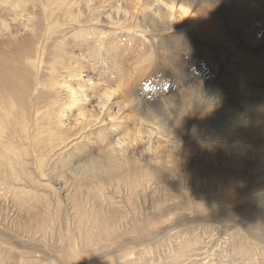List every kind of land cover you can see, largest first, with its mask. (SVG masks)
Here are the masks:
<instances>
[{
    "label": "bare ground",
    "instance_id": "bare-ground-1",
    "mask_svg": "<svg viewBox=\"0 0 264 264\" xmlns=\"http://www.w3.org/2000/svg\"><path fill=\"white\" fill-rule=\"evenodd\" d=\"M57 1L0 0V211L26 210L29 223L20 225L26 232L22 247H37L45 253L48 237L55 236L58 244L53 252L60 263L87 264L94 258L82 250L88 236L81 233L80 245L78 228L69 229L84 221L85 215L79 212L109 214L100 217L103 220L96 228L108 222L110 232H100L88 244L94 251L105 243L114 247L123 237L122 224H136L134 214L124 209L125 192L136 196L143 192L144 197L149 189L153 192L155 180L140 179L155 171L153 166L174 175L176 168L166 169L164 164H174L175 156L188 150L190 140L222 150L232 160H264V105L253 98L249 103L235 100L225 91L242 82L248 91L264 97V0H94L101 7H92L91 0H81L82 5ZM231 1L237 3L228 5ZM229 7L234 11L229 13L234 15L230 16L231 31L220 17ZM64 11L68 19L61 21ZM120 31L126 34L122 39L117 37ZM215 41L228 46L220 47ZM213 48L223 49L230 60L216 65L215 54L210 53ZM82 62L98 66L101 79L92 68L84 71ZM132 72L137 75V89L130 85ZM157 72L164 75L159 92L144 91L146 73ZM127 76L129 82L124 86ZM124 113L126 117L137 115L135 128L123 123ZM150 125L157 132L143 127ZM95 133L99 138L93 142ZM124 166L132 170L120 174L127 176L125 182L116 183L111 176ZM44 177L48 182L41 187L48 190L35 188L37 179ZM169 178L160 179L168 183ZM71 180L77 191L73 195ZM226 180L228 204H241L235 176L230 174ZM255 181L263 185L256 190L262 197L250 198V194L241 206L234 205L250 232L264 231V173L256 175ZM80 190H101L105 192L102 196L108 193L110 204L105 198L108 206L89 208L95 203ZM154 195L150 199L154 210L166 215L160 200L167 198ZM191 202L187 210L198 212L201 206ZM201 221L208 223L202 239L192 232L177 249L174 245L167 251L168 261L150 258L149 263L261 264L259 257L264 254L250 238L233 231L213 235L209 228L215 220ZM139 227L134 231L141 237L136 236L135 242L127 239L138 246L150 240ZM10 237L13 242L19 239L17 234ZM4 242L13 244L2 240L0 245ZM127 259L133 256L127 254Z\"/></svg>",
    "mask_w": 264,
    "mask_h": 264
},
{
    "label": "rangeland",
    "instance_id": "rangeland-1",
    "mask_svg": "<svg viewBox=\"0 0 264 264\" xmlns=\"http://www.w3.org/2000/svg\"><path fill=\"white\" fill-rule=\"evenodd\" d=\"M62 1L64 2V0H58L57 3L59 4ZM69 1H71V0H69ZM73 1H74L73 5H82L81 0H72V2ZM91 1H94V0H91ZM242 1L243 0H241V3H242ZM231 3H237V2H235V1L227 2L228 5H230ZM252 3L257 4L259 2L255 1ZM101 6H103L101 2L96 3L95 1L92 5V7H101ZM82 9H83V7L81 8V10ZM229 10L230 11L227 13L221 12L222 14L220 17L224 19V25L226 26V28L231 31L233 29V27L230 25L232 23L231 17H233L234 15L231 16L229 13L233 14L234 11L232 9H230V7H229ZM65 19H68V17L65 15V11H64L63 15L60 16V20L63 21ZM120 32H122V31H120ZM124 36H126L125 32L117 34V37L121 38V39ZM171 41H172V43L175 42L173 40H171ZM214 43H215V45L220 44V47L228 46V44H223V43H219L216 41ZM148 44L150 45V47H152L153 41L150 40ZM139 45H146V43L140 42ZM216 47L218 48V46H216ZM158 49H159L158 51H160V53H161L162 49L159 46H158ZM216 50H217L216 48H213L212 51L210 52L211 56H212V53L215 54L214 55L215 56V64H216V62H218V64H219V63L224 62L226 60L227 61L230 60V57H231L230 54L228 55L221 48L218 49L217 51ZM219 50H222V51H219ZM77 53H81V52L77 51ZM224 54H227V58H222ZM140 55H141V52H140ZM84 58H85V61L88 62L87 60H89V59L86 56H84ZM74 60L75 59H72V61H74ZM86 62H82V66L84 67V71L92 68L97 75V79L100 80L101 76H102V70L98 66L89 67ZM186 64L188 65L187 62H186ZM191 68L194 70L196 67L191 66ZM207 69L209 71H213L214 68H207ZM192 74H193V71H192ZM128 76L125 79H123V80H125V82L123 84L124 86H126L129 82ZM135 77H137V75L134 72H132V76L130 77V80L132 83L130 85H131V88L137 89V87H140V86H138V80H136ZM145 77H146L147 82H146V84L143 85V90L144 91L159 92L158 89L163 85L162 81H163L164 75H162L160 72H157L155 74H147L146 73ZM169 79H171V78L169 77ZM169 79H168L167 83H168V85H171L172 81ZM219 83H220V81H217V82H215V85H217ZM227 83H225V85ZM222 84H223V81H221V86H222ZM241 85H242V87H241ZM114 87H116V85ZM122 87L123 86H121V88ZM235 88L237 89V91ZM262 89L264 90V88H262ZM225 91L229 92L228 93L229 95L231 92L230 98H233L235 100H238V101H241L244 103H249L250 101H252L254 99L253 101H255V102L257 101L256 103H260V104L264 105V97L263 96L257 97V95L254 94L252 91H250V90L248 91V87L245 84H243L242 82L235 83V85L232 86L231 91H230V89L229 90L225 89ZM245 93H247V94H245ZM253 95H254V97H253ZM150 98L152 99L153 97L150 95ZM246 99H248V100H246ZM151 104H152V101L150 100L148 105L151 106ZM72 114H74V113H72ZM123 116H125V113ZM127 118H128V120H127ZM136 118H137L136 114H132L131 117L125 116L123 123H125V125L129 126L130 128H135V123H133V122H135ZM196 123H198V122L195 121L194 124H196ZM143 127L147 128L148 130H150L152 132H157V131L151 129V128H153V125H150L149 127H146V126H143ZM196 129H200V125H198V127ZM245 129H247V128H245ZM190 131H192V129H190ZM98 138H99L98 135H96V133H95L92 136V141L94 142V141L98 140ZM115 139H116V137H115ZM79 146L83 147L81 145H79ZM187 146L189 148L186 152H181L182 154H178L175 156V163L174 164L173 163H170V164L165 163L164 164V167L166 169L167 168L170 169L173 167L176 168L174 175H170L169 173H165L162 170V167L153 166L155 171H153L150 174L144 175L140 179V182H142V180H145L147 178L152 179V181L155 180V182H156L155 186L151 187V188L155 187L153 192H151L149 189V192L146 194L147 196L145 195L146 197H144V195H141V194H145L143 192L138 196H136L137 194L134 195L130 192H128V193H127V191L125 192L124 195H125V200H126L125 201L126 206L124 207V209L126 208V209L130 210V211H128V213L132 212L130 214H132V215L134 214L133 220L136 221V224H135L136 227H135V225L132 226L133 223H131V222H130V224H127L125 222H124V224H122V227H120L121 228L120 232L123 233V237L121 239H119L117 244H114V247H116L117 250L113 247V245L111 243H108V244L105 243V244H103L104 246L102 245V247L100 245L101 249L98 247L99 249H97L95 251L92 248H90V246L88 244V240L93 242L94 238L100 232H105V231L110 232L108 222H106V223L103 222L102 227L100 229L96 228L98 222L103 220V218H100L101 216L105 215L106 217H109L110 215L108 214V216H107V214L100 212L96 216V215L89 214V213H86L83 211L79 212V216L85 215L84 221L81 224L77 223L75 225L70 226L69 229L71 230L73 228H78V230L76 232H80V236H82V238H80V240L77 239L78 244L80 243V245H82V243H83V240H82L83 235H85L86 238L88 236L87 245L82 247V250H84L85 253H91L94 258L85 261L87 264H110V263L111 264H113V263H115V264H118V263H120V264H151V262L149 263L150 258H151L150 259L151 261H153V259H155V261H157V262L158 261L164 262L165 260L168 261L169 259L167 257V253L169 252V250L174 245L175 246L173 248L177 249L179 247V244L181 242H183L185 240V238H187V236L191 235L192 232L193 233L195 232L194 234H192V236H198V238H200V239L203 238V235H204L203 231H205L206 227L208 228V223L202 222L201 219H204L207 217L215 220L214 222L211 223V227L213 229L209 228V229H211L213 235L216 234V232H218V231H220V232L223 231V232H226L228 234L230 232L232 233V231L235 234L239 233L240 237H242V235H243V236H246V238H250L249 241L253 242L258 247L260 254L261 253L264 254V251H263L264 250V248H263L264 247V231L252 230L253 232H250L249 228H247L248 226L246 225L245 221L241 220L237 216V211H236V208L241 206L242 202L243 203L245 202L244 200L249 199L250 194H251L250 198L251 197L252 198L262 197L261 195L263 193L258 192L256 190L262 189L263 185H260L259 182L255 181V176L258 174L264 173V160H261L259 162L257 160L246 159L245 157H240V159L232 160V158L230 156H228L227 154H225V152H223L222 150L218 149L219 150L218 151V150H215L214 148L208 147L204 144L196 143V141L194 139L190 140L187 143ZM71 151H75V155H80V151H78L77 149H71ZM115 170H116V172L113 173L111 177L115 178L116 183H123L127 180V176H120V174L123 172H126L128 170H132V168L129 166H124V167H120L118 169L116 168ZM230 174H233L236 178L237 184L234 188L236 190V193L238 195H240V197H242V199H243L241 204L237 203V201H235V202L231 201L232 203L228 204V202H230V200H229V198H230V192H229L230 186H228V182L226 179L230 176ZM168 175L170 177L169 182L167 181L168 183H166V181L164 179H160L163 177H167ZM47 182L48 181L46 180V177H44L43 179H37V183L33 184V186L35 188L43 189V191H46V190H48L46 188V186L45 187H41V186L46 185L45 183H47ZM91 182L94 183L93 181H91ZM70 184H71V187L74 188L72 190V193H71L73 195L74 193L77 192L75 190L74 181L71 180ZM247 192H249V193H247ZM39 193H42V192H39ZM80 193L84 194L91 202L95 203L93 205H90L89 208L99 207V209H101L105 205H107L104 202V199L108 198V196L110 195V194L106 193L104 196H102L103 193H105V192H102L101 190H98V191L96 190L95 193H91L88 190H86V191L80 190ZM154 193H155V195H154ZM107 194H108V196H107ZM151 195H154L155 197H161L162 199H164L165 197L167 198V200H165V199L163 201L160 200V202H162L163 205H165V208L168 211V212L166 211V215L164 213L161 215L158 211L154 210L155 204L154 205L152 204L153 201H151L152 200ZM100 197H102V198H100ZM107 200H108L107 202L110 204L109 198ZM150 202H152V203H150ZM189 202L194 203V205L199 204L201 206V209L198 210V212L197 211L192 212L191 210L188 211L187 210V204ZM128 204L130 207L128 206ZM134 204H135V206H134ZM150 204H152V205H150ZM131 205H132V207H131ZM234 205H236V206L239 205V206L236 207ZM16 210H14V209H13V211L10 210V211H12L11 214L9 213V210L8 211L3 210L4 213L2 211H0V216H1L0 217V231L4 230L3 231L4 234H0V241L2 242V240H8V241L13 243V244L8 245V243L4 242V244H2V246L0 245V264H62L59 262L57 257H55L57 255V252H53V249L58 244V242L55 239V236L48 237L47 247L44 248L45 253L40 251V249H38L37 247L36 248L35 247L25 248V247L21 246L24 243L25 236H26V232L22 229L21 226L26 227V225L29 223L28 219H27V218H29V216H26V214H25L26 212H24L26 210H24V211L22 210V212L19 210H17V212H16ZM173 211H174V213H173ZM17 213H18V217L15 215ZM148 218H150V221L153 220V222H151V223L154 226H152L150 223H148V220H149ZM154 221H156L157 223ZM187 222H188V224H187ZM203 225H205V226H203ZM137 226L138 227L140 226L141 229L142 228L144 229L142 236L145 235L144 237L147 236L150 238L149 241L144 239V243H140L139 246L137 243L133 244V242H131V240H129V241L127 240V239H132V241L135 242L134 239H136L137 237H141V236H138L140 234H138V233L136 234L134 231L135 228L136 229L138 228ZM151 227H154L155 229H153ZM199 227H201V228H199ZM146 228H147V230H146ZM150 229H152V230H150ZM239 229L243 234L239 231ZM132 232H133V234H132ZM56 233H57V231H56ZM81 233L83 235H81ZM255 233H256V235H255ZM16 234L19 237V239L17 241L13 242L14 240L12 241V238L10 236H13ZM150 236L151 237L153 236L152 238H154L156 240L152 241L151 240L152 238ZM28 237H30V236H28ZM129 242H131V243H129ZM125 247H127V248H125ZM133 247H134V249L135 248L136 249L134 250ZM111 248L113 249V251ZM5 249H6V251H5ZM8 253H9V255H8ZM102 253H104V255ZM127 254L128 255L131 254V256H133V259L124 260V257L127 256ZM263 257H264V255L262 257H259V259H262V260H260L261 264H264V263H262V262H264ZM93 259H95L97 262ZM231 259L233 260V258H231ZM123 260L126 262H124ZM91 261H92V263H91ZM147 261H148V263H147ZM116 262H118V263H116ZM229 264H232V262H229Z\"/></svg>",
    "mask_w": 264,
    "mask_h": 264
}]
</instances>
